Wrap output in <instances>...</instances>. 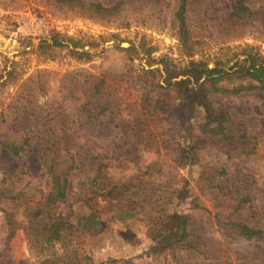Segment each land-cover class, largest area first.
<instances>
[{"label": "rangeland", "instance_id": "1", "mask_svg": "<svg viewBox=\"0 0 264 264\" xmlns=\"http://www.w3.org/2000/svg\"><path fill=\"white\" fill-rule=\"evenodd\" d=\"M80 1L107 11L52 0H0V65L3 57L17 55L15 78L0 88L1 138L24 137L31 127L33 139L60 138L68 158L77 165L79 157L84 160V170L72 172L58 208L72 229L70 247L57 244L55 251L71 248L87 264H262L264 233L232 237L216 217L243 216L235 209L236 190L249 175L256 189L252 213L262 215L264 227V90L212 93L210 101L222 118L210 124L194 98L182 95L190 87L188 78L162 89V72L138 71L137 65L147 67L142 52L130 62L131 54L121 48L139 47L144 38L177 69L202 58L214 67L217 59L236 57L247 47L264 58V0H243L253 16L240 23L231 17L237 0H187L192 58L179 42V0ZM53 36L82 40L87 50L92 47L91 55L76 58L55 49L38 57L39 43ZM30 88L43 98L27 107L29 114L42 115L22 121L11 101ZM43 124L46 129H40ZM183 151L191 153L192 164L181 158ZM215 168L229 172L224 194L199 180L203 170ZM4 171L31 204L51 190L36 146L20 157L0 147V185ZM174 215L186 217L187 224L173 226L168 217ZM38 251L23 230L9 236L0 212V264H37Z\"/></svg>", "mask_w": 264, "mask_h": 264}, {"label": "trees", "instance_id": "2", "mask_svg": "<svg viewBox=\"0 0 264 264\" xmlns=\"http://www.w3.org/2000/svg\"><path fill=\"white\" fill-rule=\"evenodd\" d=\"M52 1L58 5L87 8V10H94L95 12L107 11L99 4L85 5L80 0ZM186 13L187 0H179L178 10L175 14L179 42L183 53L192 58L195 55V44L190 38ZM252 16L253 13L245 6L243 0H237L231 17L240 23L250 19ZM88 46L90 49L87 50L85 48L86 45L79 39L71 40L65 37L53 36L49 41H41L34 53L38 57L47 56L55 49H63L69 51L76 58H84L91 55L90 50L92 47ZM121 49L131 54L129 56L130 62L134 61L133 55L138 56L139 52H142L143 61H145L148 68L137 65V70L152 76H155L157 71L159 73L162 72L163 80L158 83V86L162 89L173 87L174 80L179 77L188 78L190 87L182 95H191L194 98L197 104L203 108L210 124H216L222 118V115L220 117L210 101L209 96L212 93L240 95L244 92L264 90V58L254 53L252 48L247 47L241 51V54L224 61L217 59L214 61V67H210L209 62L202 58L198 62L191 59L185 67L179 69L168 65L165 58L159 54L154 46L146 44L144 38L140 41L139 47L135 43H129L128 47ZM16 58L17 55L3 57V63L0 65V88L8 80L15 78L14 60ZM234 60L236 61L234 62ZM154 65H161L162 69L151 68ZM29 83H32V77L24 80L23 88ZM39 86L42 88L41 82ZM39 97L43 98L40 91L30 88L21 92L14 101H11V104H14L13 106L21 112L22 121L32 116L41 117V113L36 115L34 113L29 114L27 109ZM42 119L44 120L45 118ZM42 119L39 120V123L42 122ZM4 123L5 119L0 114V124ZM40 129H46V124L41 125ZM27 130L28 133L20 138L2 139L0 136V147L6 149L12 155L20 157L29 153L32 147L36 146L40 161L51 181V190L43 201L31 204L26 200L23 192L13 186L10 182L11 177L4 171V179L0 185V212L6 215L9 236H14L16 230H23L31 247L39 250L37 264H87L82 263L77 251L71 248L61 254L55 251L57 244H62L63 247H66V245L70 247L67 243L69 241L67 237L72 229L62 214L58 213V208L59 203L63 202L67 197L68 184L72 172L75 170L82 172L84 170V160L79 157L77 161H81V163L77 165L73 156L68 158L67 155L70 153L67 149H63L61 146L63 140L60 138L47 135L45 137L37 136L33 139L31 127H27ZM216 131L222 134L223 129L218 125ZM181 158L187 160L188 163L190 162L189 164L194 162L193 157L191 158V153H186L185 151L182 152ZM228 177L229 172L226 169L215 168L203 170L199 180L203 182L204 186L216 189L224 194L225 190L228 189L225 183ZM244 180L245 182H242L241 186L236 190L237 197L235 199V209L240 210L243 216L232 218L228 221H224L226 219L223 216H217L216 219L225 227L229 236L253 239L260 237L264 233V227L261 222L262 215H253L252 213L254 210L252 194L256 189H253V183L249 175L244 176ZM92 182L95 185H100L98 184V177H94ZM168 221H172L173 226L178 225L179 227L180 224L182 226L187 224V218L179 215L168 217ZM179 227L172 229L175 230V233H172L170 237L176 236ZM201 242L199 238V254L204 248ZM188 247L191 249L195 248L192 241L188 243ZM86 259L89 260V258ZM262 261V264H264V256ZM19 264L26 263L21 262Z\"/></svg>", "mask_w": 264, "mask_h": 264}]
</instances>
